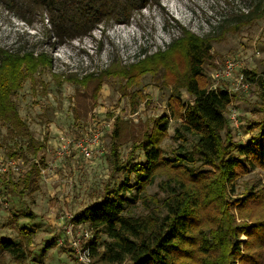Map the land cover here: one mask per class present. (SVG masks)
<instances>
[{
    "label": "trees",
    "instance_id": "trees-1",
    "mask_svg": "<svg viewBox=\"0 0 264 264\" xmlns=\"http://www.w3.org/2000/svg\"><path fill=\"white\" fill-rule=\"evenodd\" d=\"M152 2L157 0H0L23 20H28L26 8L38 9L58 40L88 35L108 22L127 24L133 14ZM209 41L182 28L164 48L149 53L140 50L130 63L114 61L80 80L91 79L97 88L104 76L125 78V93L126 86L138 84L143 75L160 74L173 92L169 113L154 119L153 125L140 134L125 132L117 118L113 123L108 161L113 170L123 171L127 177L117 190L105 188L99 200L75 216V220L88 223L95 239L101 228L105 231L102 247L97 240L92 244L93 264H264V185L245 186L235 196L239 177L251 168L264 170V78L244 71L260 88L261 113L248 121L247 129L255 133L254 137L240 144L234 140L225 115L232 94L226 88L210 87L203 73V64L211 58ZM51 66L45 52L0 48V123L5 125L8 138L22 140L6 154L29 161L17 180L1 182L18 194L38 188L39 167L44 162L36 157L45 141L32 135L12 96L26 79L33 81L36 72ZM181 88L191 96L190 101L181 102L177 95ZM142 97L140 91H133L132 104ZM170 118L177 122L173 139L178 144L165 155L160 143L168 135L166 123ZM126 134L133 140V149L121 160L117 142L120 144ZM136 149L143 151V162L135 160ZM130 176L135 179L131 201H139L148 212L133 214L127 210L124 202L128 200L125 193L132 187ZM156 178H161L158 191L148 194L146 188ZM159 192L164 194L158 196ZM153 206L162 207L163 214L153 213ZM21 231L28 244L29 231ZM21 247L11 239L0 238V264H24Z\"/></svg>",
    "mask_w": 264,
    "mask_h": 264
},
{
    "label": "rangeland",
    "instance_id": "rangeland-1",
    "mask_svg": "<svg viewBox=\"0 0 264 264\" xmlns=\"http://www.w3.org/2000/svg\"><path fill=\"white\" fill-rule=\"evenodd\" d=\"M25 12L28 20L17 17L0 3V48L45 52L51 59V68L36 72L33 81L26 79L12 98L32 135L45 141L44 149L36 158H43L41 166H52L39 174L38 188L32 193L18 194L1 182L2 179L17 180L24 172L0 176L6 201V205L0 202V238L21 244L24 264H77L67 240L58 244L53 236L64 235L68 215H76L99 200L105 188L117 190L126 179L127 174L113 170L108 161L115 119L124 124L125 132L136 135L170 110L172 87L163 83L160 74L143 75L138 84L125 85V93L122 91L125 78L104 76L96 88L97 82L91 79L81 82L83 76L97 74L114 61L128 64L140 50L149 53L164 48L185 28L210 39L211 58L202 69L210 80V87L226 88L232 94L225 115L234 140L241 144L254 137L255 133L247 126L249 120L260 116V88L244 71L264 78V0H157L133 14L127 24L108 22L88 35L69 40L53 37L38 9L26 8ZM226 59L236 63L233 75L216 77L214 73L222 70ZM241 73L243 82H238L236 76ZM133 91L143 95L134 105ZM177 95L181 102L192 99L184 88ZM176 123L171 118L166 123L168 135L160 143L165 155L178 144L173 139ZM129 134L120 144L117 142L121 160L133 149ZM96 137L99 143L92 157L85 158L73 149V141ZM21 144L20 139L14 142L8 138L5 125L0 123V155L7 157L8 150ZM61 145L66 146V152L61 157L55 156L56 148ZM133 156L136 161H144L141 149L134 150ZM25 163L27 169L29 161ZM159 180L156 178L147 186L148 194L158 191ZM134 183L135 179L130 176L132 187L125 193L128 200L124 204L133 214L148 212L139 201H131ZM250 185H264V170L251 168L239 177L235 196ZM163 194L159 192L158 196ZM152 212L162 215L164 210L153 206ZM22 228L29 231L28 244ZM240 238L244 240L245 236ZM105 239L101 228L96 239L98 246L102 247Z\"/></svg>",
    "mask_w": 264,
    "mask_h": 264
},
{
    "label": "built area",
    "instance_id": "built-area-1",
    "mask_svg": "<svg viewBox=\"0 0 264 264\" xmlns=\"http://www.w3.org/2000/svg\"><path fill=\"white\" fill-rule=\"evenodd\" d=\"M236 68V63L233 59H226L224 66L220 72H215V76L231 77ZM238 82H243V73L236 76ZM246 87V85H243ZM216 89V86H213ZM235 113H231L230 118H234ZM98 137L88 140L73 141V149L79 150L85 158H90L93 155L95 146H98ZM66 146L61 145L60 148H56L55 156L61 157L66 152ZM98 152V150H96ZM101 153V151H100ZM24 159L16 157H4L0 155V176L8 174H21L25 172L26 163ZM37 159H35L36 161ZM52 165L40 166L39 174L49 170ZM4 195L0 187V202L6 205ZM76 215H68L69 222L65 226L64 235L54 234L53 240L58 244H63L66 240L69 243V249L74 256L77 264H93L91 247L96 241L93 229L88 225L86 221L75 220ZM76 232V233H75Z\"/></svg>",
    "mask_w": 264,
    "mask_h": 264
}]
</instances>
